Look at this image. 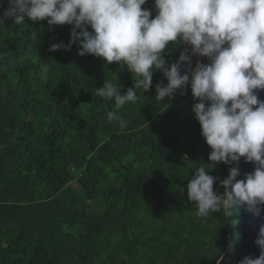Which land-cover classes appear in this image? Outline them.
I'll list each match as a JSON object with an SVG mask.
<instances>
[{
    "label": "trees",
    "instance_id": "obj_1",
    "mask_svg": "<svg viewBox=\"0 0 264 264\" xmlns=\"http://www.w3.org/2000/svg\"><path fill=\"white\" fill-rule=\"evenodd\" d=\"M8 7L0 0V17ZM142 7L154 18L153 0ZM71 28L0 25V264H215L225 209L197 216L187 196L195 168L211 171L190 87L156 100L165 77L155 71L148 92L117 107L96 90L107 81L125 94L135 74L79 56L76 44L50 52ZM174 49L163 52L168 65ZM229 168L209 173L219 194Z\"/></svg>",
    "mask_w": 264,
    "mask_h": 264
},
{
    "label": "clouds",
    "instance_id": "obj_2",
    "mask_svg": "<svg viewBox=\"0 0 264 264\" xmlns=\"http://www.w3.org/2000/svg\"><path fill=\"white\" fill-rule=\"evenodd\" d=\"M8 3L0 25L9 17L16 25L23 24L25 17L34 22L46 20L50 27L70 25L69 43H53L50 52L70 51L76 44L79 56L102 58L135 74L133 86L125 94H121L119 85L107 81L96 90L98 96L114 99L117 107L136 102L138 92H148L155 71L167 79L166 86L156 84V100L172 99L177 90L184 95L190 86L198 101L192 112L211 149L207 165L211 171L218 163L237 165L230 167L227 178L220 181L222 194L214 190L217 178L209 174L211 171L204 166L195 168L187 184V196L196 204V215L207 217L222 209L243 208L254 218L261 216L264 101L257 92L264 90V0H154V18L152 9L142 7L147 0ZM30 38L35 42L36 32ZM170 42L188 47L177 62L168 65L163 52ZM193 56L206 57L210 62L197 60L193 68ZM185 64L188 68L181 74ZM107 119L118 121L120 129L127 127V121L115 112H108ZM241 158L255 167L244 179H237ZM254 243L260 255L246 256L239 264H264V224Z\"/></svg>",
    "mask_w": 264,
    "mask_h": 264
},
{
    "label": "water",
    "instance_id": "obj_3",
    "mask_svg": "<svg viewBox=\"0 0 264 264\" xmlns=\"http://www.w3.org/2000/svg\"><path fill=\"white\" fill-rule=\"evenodd\" d=\"M199 61L204 64L210 62L206 57H199ZM257 95L260 100L264 101V90L258 91ZM236 166V164L230 165V167ZM254 167L253 163H246L244 158H241L238 164L240 176L237 179H244L245 174L254 171ZM225 219L228 233L227 245L225 252L215 264H239L240 260L246 256L258 257L260 249L254 242L261 224H264V212L259 218H254L243 208L239 210L225 209Z\"/></svg>",
    "mask_w": 264,
    "mask_h": 264
},
{
    "label": "built area",
    "instance_id": "obj_4",
    "mask_svg": "<svg viewBox=\"0 0 264 264\" xmlns=\"http://www.w3.org/2000/svg\"><path fill=\"white\" fill-rule=\"evenodd\" d=\"M172 45L174 46V48H177L179 51L176 54H168L169 65H171L172 63L177 62L178 59H179L180 53L182 51H184L186 47H188V46H183V45L177 46L174 43H172ZM197 60H199V57H195V56L192 57V67L193 68L195 67V64H196ZM187 68H188V65H186V64L183 65L182 68H181V74H184V72H185V70H187ZM164 84H165V86L167 85V79L166 78H165V83ZM177 92H181V90H177Z\"/></svg>",
    "mask_w": 264,
    "mask_h": 264
},
{
    "label": "rangeland",
    "instance_id": "obj_5",
    "mask_svg": "<svg viewBox=\"0 0 264 264\" xmlns=\"http://www.w3.org/2000/svg\"><path fill=\"white\" fill-rule=\"evenodd\" d=\"M178 51H179V50H178L177 48H175V49H174V54L178 53Z\"/></svg>",
    "mask_w": 264,
    "mask_h": 264
}]
</instances>
